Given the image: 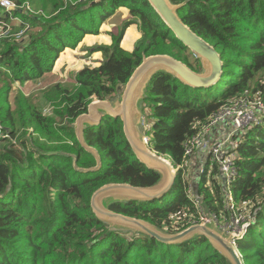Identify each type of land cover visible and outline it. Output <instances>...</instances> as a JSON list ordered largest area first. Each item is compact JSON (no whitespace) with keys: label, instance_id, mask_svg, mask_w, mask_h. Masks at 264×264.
<instances>
[{"label":"trees","instance_id":"1","mask_svg":"<svg viewBox=\"0 0 264 264\" xmlns=\"http://www.w3.org/2000/svg\"><path fill=\"white\" fill-rule=\"evenodd\" d=\"M11 1L14 10L0 7V25L22 35L0 42V264H229L202 237L165 245L139 233L110 231L95 218L89 202L98 188L150 187L159 180L134 157L118 118L103 116L98 126L83 130L101 168L97 173L76 171L96 166L73 128L93 100H113L143 57L167 55L196 73L201 72L199 61L190 62L191 52L146 0ZM170 1L184 4L179 18L222 61L221 77L212 87L192 88L157 73L146 88L141 109L150 125L145 128L148 146L177 168L183 166L188 142L222 108L245 92L264 103V0ZM118 9L127 11L123 20ZM102 24L112 27L111 44L93 48L103 61L77 71L74 88L50 85L43 93L51 106L48 114L39 100L22 96L14 97L11 108L8 93L13 88L48 78L59 54L75 49L85 35H97ZM131 25L141 38L132 51H125L119 44ZM131 35L128 31L123 41L131 42ZM233 141L237 173L229 189L237 204H249L248 226L236 250L243 264H264V115L260 126ZM204 164L193 194L183 166L168 199L113 204L110 209L170 234L197 219L196 200L205 213L226 218L230 212L224 206L219 167L210 158ZM169 219L182 222L178 230L166 228Z\"/></svg>","mask_w":264,"mask_h":264},{"label":"water","instance_id":"2","mask_svg":"<svg viewBox=\"0 0 264 264\" xmlns=\"http://www.w3.org/2000/svg\"><path fill=\"white\" fill-rule=\"evenodd\" d=\"M99 0L93 2L97 3ZM158 17L191 54L199 61L201 72H193L182 62L167 56L154 55L143 57L134 70L116 100H93L85 114L78 116L73 124L74 134L80 147L90 153L96 166L88 169H76L81 173H97L101 168V159L94 148L87 146L83 130L98 126L103 116L119 119L122 132L134 157L146 169L156 172L159 180L150 187H133L129 184H107L93 192L89 206L95 218L105 224L110 231L142 234L165 245H180L193 238L202 237L218 251L229 264H243L235 246V233L217 229L215 223L194 224L180 232L170 234L143 220L115 213L110 209L113 204L135 202L150 203L163 199L171 191L177 170L162 155L151 150L141 132L142 109L146 88L157 73H167L192 88H208L217 83L222 74V61L215 49L193 33L178 16V10L184 4L176 5L170 0H146ZM207 217L210 216L207 214Z\"/></svg>","mask_w":264,"mask_h":264},{"label":"built area","instance_id":"3","mask_svg":"<svg viewBox=\"0 0 264 264\" xmlns=\"http://www.w3.org/2000/svg\"><path fill=\"white\" fill-rule=\"evenodd\" d=\"M0 7L6 11H12L14 10L15 5L11 0H0ZM21 35L22 32L10 34V29H2V27H0V42L6 37L14 36L19 38ZM262 103L263 102L259 99L251 102L249 100V95L245 92V94L239 99L222 108L217 114L211 117L208 126L203 130L202 134L192 138V140L188 142L184 155L186 161V158L188 156L191 157L195 151H201L206 153V159L210 158L211 162H215L218 165L220 175L225 184L226 194L224 197V206L227 211L230 212L228 217L218 218L214 214L205 213L204 210L201 209L199 202L196 200L195 208L198 216L197 219H194V221L190 223V226L194 224H208L213 221L218 230L236 234V239L233 240L232 243L235 248L236 242L241 239L239 236L245 233L248 226V224H243L244 220L241 215L246 216V221L248 220L247 209L249 208V204L247 202H240V204H237L229 189L230 184L237 173L234 165L235 155L232 152L235 148V143H231V140H233L234 137L243 134L249 128L260 126L262 124V118L264 115V103ZM249 104H253L255 107L251 108L249 107ZM221 124H228L230 129L229 135L224 140H206V134L209 133L211 128ZM181 167L183 166L175 169L178 170ZM190 196L193 198V195ZM207 214L210 216L209 218L207 217ZM221 220L222 222H220ZM181 224L182 222L177 223L174 219H169V227L166 228H171L174 232L178 230V226Z\"/></svg>","mask_w":264,"mask_h":264},{"label":"rangeland","instance_id":"4","mask_svg":"<svg viewBox=\"0 0 264 264\" xmlns=\"http://www.w3.org/2000/svg\"><path fill=\"white\" fill-rule=\"evenodd\" d=\"M120 12V19L123 20V17L126 16L127 11L125 9H118L117 13ZM116 13V14H117ZM113 19V18H112ZM111 19V20H112ZM1 27V26H0ZM136 28L134 25L129 26L125 30V35L128 31L132 32V35L134 34V31L131 30V28ZM114 32V31H113ZM117 32V31H116ZM114 32V33H116ZM112 27L108 24H102L99 33L97 35H85L79 43H77L75 49H64L60 54L57 61L54 63L52 67L51 74L48 75V78H41L36 82L30 81L25 83V86H18L16 89H12L10 93H8L9 96V103L11 108H13V99L14 97H27L30 99H36L39 100V108L42 109L43 114H48L51 111V106L43 99V93L49 90L50 85H54L55 83H61L65 87L74 88L72 83L74 82V74L82 69L85 66H97L98 63L103 61V56L101 52L93 51V48H97V46H109L112 42ZM141 35L139 34V37L135 38L133 41L132 51L137 44V42L140 40ZM124 37V36H123ZM128 42H124L123 38L119 44V46L125 50L127 48ZM90 49L88 52L87 50ZM128 51V50H125ZM195 60L194 56L190 57V62L193 64ZM119 94L115 97L114 100L118 99ZM258 98L250 96L249 100L253 102V100H256ZM113 100V101H114ZM263 104V103H262ZM249 107L254 108L255 106L253 104H249ZM143 114V112H142ZM145 128H150L149 123L144 120V117H142V126H141V132L143 134L144 141L148 144V138L145 135ZM31 131V130H30ZM231 143H234L233 140H231ZM232 147V146H230ZM190 157L188 156L186 158V161ZM185 161V162H186ZM184 162V167H185ZM183 176H184V170H183ZM186 177H184L185 179ZM198 185V184H197ZM169 196H165L164 199H168ZM194 197L192 198V202H194ZM162 200V199H161ZM156 202V201H154ZM150 202V203H154ZM150 203H141L143 204H150ZM242 219L244 220L243 224H248L246 221V216L241 215ZM222 222V220L220 221ZM126 233V232H125ZM244 236V234H241L239 238Z\"/></svg>","mask_w":264,"mask_h":264},{"label":"crops","instance_id":"5","mask_svg":"<svg viewBox=\"0 0 264 264\" xmlns=\"http://www.w3.org/2000/svg\"><path fill=\"white\" fill-rule=\"evenodd\" d=\"M120 13V12H119ZM134 31V34L131 35V42H128L127 48L125 50L130 51L132 49L133 41L135 38L139 37V33L136 28H131ZM125 36V34H124ZM124 40V37H123ZM230 133L229 126L226 124H221L212 129L207 135L206 140L215 141V140H224ZM206 162V153L201 151H195L194 154L185 162L184 167V177L188 181L189 186L193 190H197V184L199 180L200 173Z\"/></svg>","mask_w":264,"mask_h":264},{"label":"bare ground","instance_id":"6","mask_svg":"<svg viewBox=\"0 0 264 264\" xmlns=\"http://www.w3.org/2000/svg\"><path fill=\"white\" fill-rule=\"evenodd\" d=\"M226 125H228V124H226ZM207 126H208V125H207ZM207 126H206V127H207ZM206 127H204V128L202 129V131H201L198 135L202 134L203 130H204ZM214 128H215V127H214ZM214 128H211V130L214 129ZM211 130H210V131H211ZM210 131H209V132H210ZM198 135H197V136H198ZM206 135H207V134H206ZM162 156H163V155H162ZM164 157H165V156H164ZM165 158L168 159L167 157H165ZM168 160H169V159H168ZM169 161H170V160H169Z\"/></svg>","mask_w":264,"mask_h":264}]
</instances>
